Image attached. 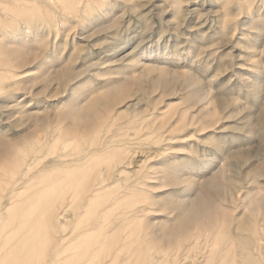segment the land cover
<instances>
[{
    "label": "rangeland",
    "instance_id": "1",
    "mask_svg": "<svg viewBox=\"0 0 264 264\" xmlns=\"http://www.w3.org/2000/svg\"><path fill=\"white\" fill-rule=\"evenodd\" d=\"M0 105L22 264H264V0H0Z\"/></svg>",
    "mask_w": 264,
    "mask_h": 264
},
{
    "label": "bare ground",
    "instance_id": "2",
    "mask_svg": "<svg viewBox=\"0 0 264 264\" xmlns=\"http://www.w3.org/2000/svg\"><path fill=\"white\" fill-rule=\"evenodd\" d=\"M53 1V0H52ZM179 1V0H178ZM46 2V1H45ZM51 2V1H50ZM72 3V2H71ZM244 3V2H243ZM36 4V3H35ZM106 4V3H105ZM245 5H246V3H245ZM45 6V5H44ZM84 6V5H83ZM92 6V5H91ZM103 6V5H102ZM46 7H48V6H46ZM101 8V7H100ZM103 8V7H102ZM80 9V8H79ZM84 9V8H83ZM98 9V8H97ZM45 10H47L46 8H45ZM81 10V9H80ZM96 10V9H95ZM50 11V9L48 10V12ZM60 11V10H59ZM47 12V11H46ZM48 12H47V14H48ZM52 12V11H51ZM93 12V11H92ZM81 13V12H80ZM79 13V14H80ZM89 15V14H88ZM79 16V15H78ZM81 16V15H80ZM90 16H91V14H90ZM103 18V17H102ZM95 20V19H94ZM102 20V19H101ZM77 21V20H76ZM98 21V20H97ZM100 21V20H99ZM98 21V22H99ZM103 21V20H102ZM75 22V21H74ZM95 23V22H94ZM105 23V22H104ZM57 26H58V24H57V22L55 23ZM100 24V23H99ZM99 26V25H98ZM21 37V36H20ZM15 40V39H14ZM13 40V41H14ZM6 44V43H5ZM53 45H54V43H53ZM12 49V48H11ZM73 49H75V48H73ZM74 51V50H73ZM72 51V52H73ZM15 53H16V51H14ZM18 52V51H17ZM72 54V53H71ZM73 57V56H72ZM71 57V58H72ZM70 58V59H71ZM75 58V57H74ZM97 60V59H96ZM7 61V60H6ZM73 61V60H72ZM131 62V61H130ZM5 64H7V63H5ZM80 68V67H79ZM69 74H70V71L68 70L67 71ZM81 73H83L82 71H80ZM67 73V74H68ZM76 73V72H75ZM74 73V74H75ZM72 74H73V72H72ZM78 74V73H77ZM17 75V74H16ZM16 75H15V78H16ZM63 75V74H62ZM71 75V74H70ZM79 76H80V74H78ZM9 76V75H8ZM64 77L66 76V73L63 75ZM70 77V76H69ZM76 77V76H75ZM12 78V77H11ZM68 78V77H67ZM78 78V77H77ZM43 79V78H42ZM46 79V78H45ZM65 79H66V77H65ZM49 80V79H48ZM62 80V79H61ZM44 81V80H43ZM49 82V81H48ZM45 84V83H44ZM67 84V83H66ZM4 85V84H3ZM65 85V84H64ZM69 87V86H68ZM5 93V92H4ZM20 105V104H19ZM1 106L2 105H0V108H1ZM18 106V105H17ZM19 107V106H18ZM23 109V108H22ZM85 112V111H84ZM0 117H1V115H0ZM124 164H127V163H124ZM129 164V163H128ZM42 170V169H41ZM119 170H120V168H119ZM104 172V171H103ZM38 173V172H37ZM107 176V175H106ZM92 190V189H91ZM191 202V201H190ZM198 202V201H197ZM11 203V202H10ZM193 205V204H192ZM7 206V205H6ZM59 207H61V206H59ZM5 208V207H4ZM7 208H9V206H7ZM6 209V208H5ZM102 214H104V213H102ZM55 215V214H54ZM65 214H64V209L62 208L58 213H57V215H56V226H54L55 228H56V232L58 233V232H60V230H59V228H60V226H62V225H64L63 223H64V221H63V219L65 218V216H64ZM80 216V215H79ZM57 223H58V225H59V227L57 226ZM17 229V228H16ZM67 229V228H66ZM69 229V228H68ZM77 230V229H76ZM19 234H21L22 236H23V234L26 232V230H24V229H22V230H18L17 231ZM77 232V231H76ZM17 233V234H18ZM70 234V233H69ZM78 234V232L76 233V235ZM79 234H82V233H79ZM77 236H79V235H77ZM52 237V236H51ZM81 237V236H80ZM60 239H61V241H63L64 240V235L62 234L61 236H60ZM67 239V238H66ZM60 241V242H61ZM66 242V241H65ZM11 244L14 246L13 247V250H6L5 252H3V257L2 258H0V259H3L4 257V260L7 262V264H22V263H25V262H27V261H29L30 259H31V257L30 256H34L35 254H36V249L34 248V245L33 244H28V243H21V239H18V240H14V239H3V241L0 243V245L1 246H3V245H7L8 247L9 246H11ZM62 244V243H61ZM61 244L59 243V244H57V246H58V248L60 249V250H62L61 248H62V246H61ZM17 245H18V247H19V250H17L18 248H17ZM66 246V245H65ZM17 248V249H16ZM57 248V249H58ZM86 250V249H85ZM93 250V249H92ZM56 252H57V250H56ZM55 252V253H56ZM59 252H62V251H59ZM0 253H2V252H0ZM44 254V253H43ZM91 254H92V252H91ZM9 255H11L8 259H7V257L9 256ZM89 256V255H88ZM92 256V255H91ZM55 259V258H54ZM45 260V259H44ZM43 260V261H44ZM4 261V262H5ZM47 262V261H46ZM56 262V261H55ZM44 263V262H43ZM263 263V262H262ZM41 264V263H40ZM49 264V263H48Z\"/></svg>",
    "mask_w": 264,
    "mask_h": 264
}]
</instances>
